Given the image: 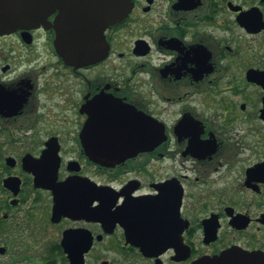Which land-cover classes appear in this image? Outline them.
Masks as SVG:
<instances>
[{
    "label": "flooded vegetation",
    "instance_id": "1",
    "mask_svg": "<svg viewBox=\"0 0 264 264\" xmlns=\"http://www.w3.org/2000/svg\"><path fill=\"white\" fill-rule=\"evenodd\" d=\"M57 16L0 33V264L264 258V0H132L85 65Z\"/></svg>",
    "mask_w": 264,
    "mask_h": 264
},
{
    "label": "water",
    "instance_id": "2",
    "mask_svg": "<svg viewBox=\"0 0 264 264\" xmlns=\"http://www.w3.org/2000/svg\"><path fill=\"white\" fill-rule=\"evenodd\" d=\"M131 6L132 0H0V33L48 27L49 17L58 12L54 24L58 53L71 64L95 63L108 54L105 30L126 17ZM210 263L264 264V258L229 253L198 264Z\"/></svg>",
    "mask_w": 264,
    "mask_h": 264
},
{
    "label": "rangeland",
    "instance_id": "3",
    "mask_svg": "<svg viewBox=\"0 0 264 264\" xmlns=\"http://www.w3.org/2000/svg\"><path fill=\"white\" fill-rule=\"evenodd\" d=\"M31 256H33V253H31Z\"/></svg>",
    "mask_w": 264,
    "mask_h": 264
}]
</instances>
